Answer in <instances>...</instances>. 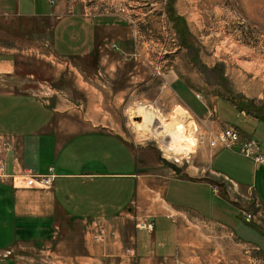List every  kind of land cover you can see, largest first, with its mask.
Segmentation results:
<instances>
[{"label": "crops", "instance_id": "crops-1", "mask_svg": "<svg viewBox=\"0 0 264 264\" xmlns=\"http://www.w3.org/2000/svg\"><path fill=\"white\" fill-rule=\"evenodd\" d=\"M1 1L7 14L53 20L46 49L39 35L26 44L0 45V134L12 135L15 146L6 168L44 173L52 166L57 176L46 190L0 181V264L168 262L179 257L183 244L188 251L195 248L197 236L187 215L220 226L230 251L232 242L240 243L264 256V230L242 222L237 209L216 191L223 177L241 188L252 186L264 210V166L254 165L253 184L238 183L215 165L217 155L228 150L220 148L207 165V175L217 177L195 180L188 169L177 175L170 168L159 188L153 184V169L138 163L136 146L105 125L95 92L125 78L117 95L129 99V83L137 93V40L127 18L87 15L64 9L58 0L55 5L47 0ZM105 40L116 46L100 47ZM75 58L86 61V67L74 65ZM46 65L56 66L51 67L56 81L75 77L74 90L51 88ZM233 105L241 112L242 106ZM217 119L220 126L227 124ZM155 190L159 198L151 194ZM138 219L151 222L152 229L137 228ZM99 225L108 233L101 242L93 240ZM195 253L185 254V260Z\"/></svg>", "mask_w": 264, "mask_h": 264}, {"label": "rangeland", "instance_id": "rangeland-1", "mask_svg": "<svg viewBox=\"0 0 264 264\" xmlns=\"http://www.w3.org/2000/svg\"><path fill=\"white\" fill-rule=\"evenodd\" d=\"M58 1L64 9L129 20L137 40V93L132 91L129 83L127 92L132 96L127 100L119 97L117 90L123 88L125 78L117 79L109 90L95 92L94 103L102 105L96 109H101L100 115L106 116L105 125L121 132L136 146L137 161L143 169L148 167L157 174L155 186L160 188L165 171L170 170L159 155L188 169L191 179L217 177L207 175L209 157L218 149L211 145L213 134L221 127L217 116L222 122L233 124L251 135L264 148V0ZM2 4L0 0V45L26 44L39 35L45 43L44 49L48 48L52 19H26L7 14ZM112 44L115 43L105 40L100 47H113ZM131 62L124 65L126 73ZM72 63L83 68L87 64L76 58ZM91 65L94 68L95 65ZM51 67L56 66L46 65L44 70L48 75L46 80L52 82L51 88L59 86L63 90H74L75 77L56 81ZM115 69L109 72L113 73ZM237 103L245 114L234 107ZM144 106L157 116L158 123L144 124L138 112ZM162 126L163 134L184 135L192 138L194 145L187 144L185 151L179 150L177 154L168 151L167 138L156 134ZM215 161V165L232 180L254 183L255 163L236 150L221 151ZM222 179L223 187L218 185L216 191H220L236 209L244 206L254 210L253 221L258 222V215L262 221L260 227L264 229V210L254 189L248 193L249 186L241 188L233 182L230 185L225 177ZM155 191L150 193L159 198L161 193ZM251 198H256L258 205H252ZM187 218L197 236V243H193L195 248L192 245L188 251L183 244L179 257L157 264H264V256L258 250L240 243L234 245L232 242L230 251L220 226L193 215H187ZM242 222H246L244 218ZM254 222L247 223L258 230ZM191 250L196 252L195 255L191 254L185 260V254Z\"/></svg>", "mask_w": 264, "mask_h": 264}, {"label": "built area", "instance_id": "built-area-1", "mask_svg": "<svg viewBox=\"0 0 264 264\" xmlns=\"http://www.w3.org/2000/svg\"><path fill=\"white\" fill-rule=\"evenodd\" d=\"M47 2L50 5H54L56 0H47ZM112 46L115 47L116 45L112 44ZM241 113L245 114L244 109L241 110ZM211 145L218 149L225 148L231 151L236 150L244 157L251 159L256 165L264 166V149L261 147L260 143L252 137L242 136L240 131L232 125L223 124L219 131L213 134ZM14 150V137L12 135L0 134V181L10 180L13 188L49 189L54 178L57 176L52 166L48 167L47 171L44 173L35 172L30 168H20L19 170H13L10 172L7 171V157L8 154L14 152ZM230 185H232L231 181ZM252 188V186L248 187V193H250ZM234 201L237 200L235 199ZM250 203L254 206L258 205L256 198H251ZM237 210H239L240 215L246 221L254 222V210L244 206ZM257 219L258 222L254 223L257 227L261 228L260 225L262 224V221L258 215ZM135 225L136 227L148 230H151L153 227L152 223L147 221L137 220ZM97 227L95 235H93V240L98 242L104 241L107 238L108 233L103 225ZM37 256L39 259L44 260V255H41V253Z\"/></svg>", "mask_w": 264, "mask_h": 264}, {"label": "bare ground", "instance_id": "bare-ground-1", "mask_svg": "<svg viewBox=\"0 0 264 264\" xmlns=\"http://www.w3.org/2000/svg\"><path fill=\"white\" fill-rule=\"evenodd\" d=\"M138 112H139L140 118H142L144 120V124L145 125H147V124L151 125V124L158 123L157 116L150 110V108L144 106V107H141L138 110ZM162 130H164L163 126L161 127V130L156 132V134L165 136L167 138L168 143L166 144V149L168 151L171 150V151H173L174 153L177 154L179 150H184V148H186L187 144L188 145L190 144L191 146L194 145V142L192 141V138H187L186 136L180 135V134H178V135L177 134H174V135L173 134H170V135L163 134Z\"/></svg>", "mask_w": 264, "mask_h": 264}, {"label": "water", "instance_id": "water-1", "mask_svg": "<svg viewBox=\"0 0 264 264\" xmlns=\"http://www.w3.org/2000/svg\"><path fill=\"white\" fill-rule=\"evenodd\" d=\"M158 158L169 168H171L175 174H180L182 172V168L179 167L176 163L172 162V161H168L167 159L161 158V156L159 155Z\"/></svg>", "mask_w": 264, "mask_h": 264}, {"label": "trees", "instance_id": "trees-1", "mask_svg": "<svg viewBox=\"0 0 264 264\" xmlns=\"http://www.w3.org/2000/svg\"><path fill=\"white\" fill-rule=\"evenodd\" d=\"M237 105L239 106V104H238V103L236 104V106H237Z\"/></svg>", "mask_w": 264, "mask_h": 264}]
</instances>
